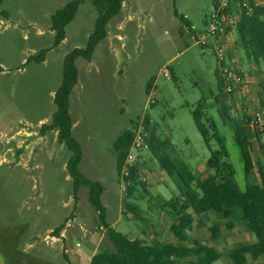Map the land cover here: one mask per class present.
<instances>
[{"label":"rangeland","instance_id":"rangeland-1","mask_svg":"<svg viewBox=\"0 0 264 264\" xmlns=\"http://www.w3.org/2000/svg\"><path fill=\"white\" fill-rule=\"evenodd\" d=\"M72 1L3 0L0 6V225L30 224L21 249L33 242L32 253L61 264H84L78 254L113 247L96 223L88 189L82 188L75 201L67 172L71 153L59 144L57 132L41 133L56 112L54 97L63 79L64 59L73 50L86 47L97 20L96 10L86 1L67 27L66 41L53 49L51 18ZM213 9L214 0H128L122 14L109 24V36L92 62L77 61L79 83L71 97V114L73 134L84 154L81 172L104 186L103 204L110 221H119L117 231L151 244L173 240L168 217L154 208L161 198L178 196V190L151 153L144 152L138 165L147 190L138 187L131 202L143 209L147 221L124 216L128 189L117 172L112 147L126 130L136 124L145 126L150 118L158 138L169 141L174 158L184 161L199 180L206 179L211 153L192 116L206 99V117L215 121L224 139L235 171L233 181L241 192L248 185L241 151L215 103L217 60L213 53L203 56L185 28L181 34L183 27L175 17L178 11L199 35L206 31ZM228 25L235 30L231 21ZM235 31L225 36V45L231 57L228 62H243L245 84H249L247 99L229 98L232 116L241 121L244 114L264 113V67L247 59ZM43 50H49L43 64H27ZM152 79L155 82L148 95ZM211 147L219 150L215 143ZM253 158L256 168L250 184H262L259 167L264 170V135L259 145L254 144ZM204 220L206 226L192 232L188 244L193 246L197 240L214 247L223 255L219 264H232L227 254L236 245L257 241L245 223L236 222L228 230V222L213 213ZM215 224L221 230L218 240L209 231ZM57 229L66 231L65 239L55 237ZM248 264H264V258L253 261L249 257Z\"/></svg>","mask_w":264,"mask_h":264},{"label":"trees","instance_id":"trees-1","mask_svg":"<svg viewBox=\"0 0 264 264\" xmlns=\"http://www.w3.org/2000/svg\"><path fill=\"white\" fill-rule=\"evenodd\" d=\"M89 2L97 12V20L94 30L90 35L87 45L83 49H75L69 53L63 64V79L54 97L56 112L51 123L42 127L41 133H58L59 144L66 147L71 153L67 164V172L73 183L75 201H78L82 188L89 191V204L97 215L96 223L105 231L104 237L112 245L100 247L91 264H219L223 255L214 247L204 245L201 241H191V233L196 229H203L206 224L204 217L213 213L220 220L228 222L226 228L232 230L236 222L245 223L247 230L256 237V242L250 245L239 244L228 252L227 257L232 264H248L249 257L253 261L264 258V170L259 167L262 184H250L256 168L253 158L254 143L252 132L248 126V115L244 114L241 121L232 116V108L229 104L230 95L226 92L220 66L215 73L218 95L215 98L219 108V116L225 126L229 127L233 134L237 147L240 149L244 162V176L248 185L241 192L234 183L235 171L224 139L218 131L217 124L212 118L207 119V101L204 99L198 109L192 112L196 127L202 136L204 143L211 153L206 162L208 177L199 180L181 160L174 158L173 148L169 141H162L151 128L150 118L146 119L145 127L149 133V152L158 162L162 170L173 181L178 190V196L165 200L160 199L154 209L163 212L171 221L170 232L175 237L176 243L157 242L151 244L144 239L132 240L115 229L109 221L108 210L103 204L104 186L88 179L81 172L83 161V149L80 142L73 134L74 120L71 114V97L79 83V69L77 61L82 59L92 62L98 47L109 36V24L122 14L124 5L128 0H75L68 3L63 9L57 11L51 18L52 32L55 34L53 49L58 48L66 40V29L75 20L80 7ZM256 0H250L251 13H238L235 30L228 26L225 30L227 36L230 32H236L240 44L247 59L258 68L264 67V4L256 5ZM264 1V0H262ZM3 0H0V6ZM218 0H214L217 6ZM236 14V13H235ZM175 17L184 28L190 29L192 24L184 16L175 11ZM49 50H43L32 56L27 64H43L46 61ZM218 63V61H217ZM0 72L2 69L0 68ZM155 80H150L147 93L150 95ZM261 106L264 108V86ZM136 124L132 129L126 130L113 144L112 153L117 161V172L122 174L127 156L131 150ZM215 143L219 150L213 151ZM142 171L139 165L130 169L129 177L125 178L128 194L124 200V216L133 215L138 222H146L144 211L131 202L138 187L147 190V184L141 179ZM3 214V213H2ZM213 240H218L221 230L218 224L209 229ZM62 230L57 229L56 238L61 237Z\"/></svg>","mask_w":264,"mask_h":264},{"label":"built area","instance_id":"built-area-1","mask_svg":"<svg viewBox=\"0 0 264 264\" xmlns=\"http://www.w3.org/2000/svg\"><path fill=\"white\" fill-rule=\"evenodd\" d=\"M252 10L250 0H218L217 6H214L213 13L207 21V28L203 34H196L195 27L186 29L193 40L200 46L203 56L213 53L218 64L226 88L230 95L239 96L247 99V89L245 88V78L243 71L231 66L228 62L227 47L225 45V30L231 21L234 27L238 20V13L246 12L250 15ZM236 13V14H235ZM248 126L252 132V141L254 144H260V138L264 135V113L261 110L255 112L247 120ZM149 133L144 124L140 125L135 133L131 150L127 156L122 176L129 177L130 169L137 166L141 154L149 151Z\"/></svg>","mask_w":264,"mask_h":264},{"label":"crops","instance_id":"crops-1","mask_svg":"<svg viewBox=\"0 0 264 264\" xmlns=\"http://www.w3.org/2000/svg\"><path fill=\"white\" fill-rule=\"evenodd\" d=\"M192 27H194L193 24H192ZM240 57L241 56H239V58ZM229 58H231V57H229ZM229 62H230L229 64L231 66H233L235 68H239L242 71H244L241 68L243 62H235V61L233 62L232 60ZM248 82H250V80H248ZM246 85H247L246 89H248L249 84L247 83ZM107 210H108V208H107ZM108 217H109V210H108ZM109 221H110V218H109ZM19 223L20 224L9 225V226L0 225V264H61L52 258H48L44 255H40V254L38 255V254L32 253L30 251V249L33 248V242L26 243L25 249L24 250L21 249V244L23 243V241L25 240V238L29 234L30 224H27L24 222H19ZM110 223L112 224V226L115 229H117L116 226L118 225L119 221H116L115 223H112L110 221ZM170 224H171V221H170ZM69 227H70V225H68V228ZM169 231H170V225H169ZM65 233H66V231L61 234L60 238H57V239L58 240L65 239L66 238ZM127 234L128 233L126 232V235ZM128 236L132 240L139 239V237H133V236H130L129 234H128ZM172 238H173V240L170 243H176V239L173 235H172ZM91 241H93V240H91ZM155 243H157V242H154L153 244H155ZM92 246L94 247V244ZM98 249L99 248L96 247L94 249L93 254L80 253L77 255V258H78V260H81L84 264H91L92 258L94 257V255L96 254Z\"/></svg>","mask_w":264,"mask_h":264}]
</instances>
